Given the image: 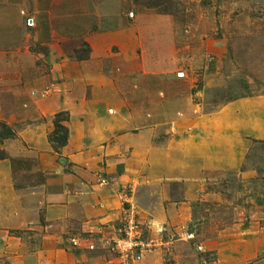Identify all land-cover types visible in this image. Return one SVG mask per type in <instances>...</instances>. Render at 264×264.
Returning <instances> with one entry per match:
<instances>
[{"label": "rangeland", "instance_id": "374dc122", "mask_svg": "<svg viewBox=\"0 0 264 264\" xmlns=\"http://www.w3.org/2000/svg\"><path fill=\"white\" fill-rule=\"evenodd\" d=\"M174 81L190 96L193 118L264 98V0H0V125L14 134L0 140V264H38L31 255L41 246L38 228L8 226L9 188L33 190L47 172L70 167L62 151L71 131L89 133L96 107L129 116L165 90L175 99ZM106 87L117 88L114 98ZM59 114L68 142L56 153ZM246 139L239 170L193 187L188 264H219L220 250L235 264H264V140Z\"/></svg>", "mask_w": 264, "mask_h": 264}, {"label": "crops", "instance_id": "0c3cea01", "mask_svg": "<svg viewBox=\"0 0 264 264\" xmlns=\"http://www.w3.org/2000/svg\"><path fill=\"white\" fill-rule=\"evenodd\" d=\"M74 79L81 86V79ZM173 84L175 88L181 82ZM110 88L105 91L114 98L118 90ZM185 91L178 86L173 92L177 97L170 99L165 90L155 103L144 101L138 109H128L129 116L123 110L120 116L101 113L96 107L85 126L89 133L71 131L62 151L70 167L47 172L46 185L33 190L9 188L7 224L12 230L41 231L40 250L31 255L38 264H115L111 241L131 203L146 236L164 229L168 239H175L170 252L159 251L140 264H188L194 243L183 235L194 219L193 187L198 183L202 190L208 176L239 170L248 152L247 137L264 140V98L233 102L193 118ZM170 125L175 133L164 130ZM175 184L181 186L180 199L172 191ZM259 234L252 235L254 250L260 248L255 240ZM74 237L95 239L96 250L86 249L89 240L73 248L69 240ZM219 253V264H235L234 258L225 259V250Z\"/></svg>", "mask_w": 264, "mask_h": 264}, {"label": "built area", "instance_id": "2783aa9c", "mask_svg": "<svg viewBox=\"0 0 264 264\" xmlns=\"http://www.w3.org/2000/svg\"><path fill=\"white\" fill-rule=\"evenodd\" d=\"M105 184V181L102 183ZM157 236H146L145 229L139 220L137 207L131 203L125 209L124 216L119 224L117 233L111 241V248L115 257V264H140L146 257L154 255L159 251L170 252L175 239L165 235L164 229L156 232ZM183 239L187 242H195L194 234H184ZM89 240V245L85 244ZM73 248H82L94 251L96 249L95 239L71 238L69 240ZM199 253H204V247L195 243Z\"/></svg>", "mask_w": 264, "mask_h": 264}, {"label": "trees", "instance_id": "16d2710c", "mask_svg": "<svg viewBox=\"0 0 264 264\" xmlns=\"http://www.w3.org/2000/svg\"><path fill=\"white\" fill-rule=\"evenodd\" d=\"M65 121L66 119L62 114L57 115L54 121L55 130L50 137V143L56 153L64 148L68 142V130L63 125ZM0 128V140L10 139L14 136L13 132L6 125H0Z\"/></svg>", "mask_w": 264, "mask_h": 264}]
</instances>
